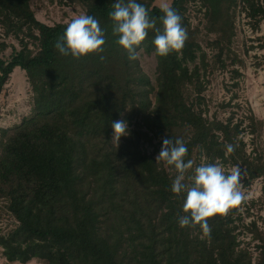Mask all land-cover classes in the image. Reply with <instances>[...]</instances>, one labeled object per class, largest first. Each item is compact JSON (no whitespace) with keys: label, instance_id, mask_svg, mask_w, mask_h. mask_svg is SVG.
I'll return each instance as SVG.
<instances>
[{"label":"trees","instance_id":"trees-1","mask_svg":"<svg viewBox=\"0 0 264 264\" xmlns=\"http://www.w3.org/2000/svg\"><path fill=\"white\" fill-rule=\"evenodd\" d=\"M59 1L79 2L85 15L99 21L106 38L103 53L80 60L63 56L54 45L67 24L38 21L31 0H0V27L22 43L9 60L0 57V91L21 68L34 92L32 115L15 127L0 154V197L19 222L0 236L5 257L23 264L35 258L46 264H254L252 252L239 248L231 226L236 206L224 217L209 219L211 234L204 239L199 228L179 226L186 194L171 191L174 168L157 164L145 145L160 139L162 148L163 138H180L188 149L185 162L193 160L194 168L204 158V163L240 168L247 185L264 178V152L247 154L239 138L244 120L205 115L210 65L199 27L189 16L190 5L200 3L207 31L216 34L209 46L225 68L238 8L258 28L264 20L262 1L173 0L170 7L187 29L184 47L167 57L155 55L153 29L137 49L156 56V86L143 72L139 55L130 60L115 43L109 13L116 0ZM137 2L162 29L164 13L156 0ZM25 37L36 40V53ZM8 47L0 43V55ZM259 47L264 50V38ZM227 58L243 64L237 55ZM119 120L127 122L128 134L117 147L111 124ZM249 122L258 136L264 123L254 114ZM229 144L234 151L226 156ZM257 233L262 243L255 264H264V235Z\"/></svg>","mask_w":264,"mask_h":264},{"label":"rangeland","instance_id":"rangeland-1","mask_svg":"<svg viewBox=\"0 0 264 264\" xmlns=\"http://www.w3.org/2000/svg\"><path fill=\"white\" fill-rule=\"evenodd\" d=\"M261 1L264 5V0ZM172 3L173 0H156L155 5L161 8L163 4L171 6ZM200 8V3L191 4L189 16L192 26L199 27V39L203 50L207 52L210 65L203 93L202 108L210 119L226 120L234 116L235 123L244 120L241 127L244 128L243 133L239 138H243L247 154L255 156L257 153L264 152V126L261 127L258 136L253 134L249 127V116L252 114L264 123V50L259 47L264 38V20L260 22L258 28H255L245 13L238 8L235 35L225 57L227 66L223 68L217 63L216 52L209 46V42L214 39L216 34L214 32L209 34L207 31L206 19L203 11L199 12ZM31 9L38 21L49 26L68 24L73 18L85 15V8L79 2L31 0ZM35 34L38 35V32L35 31ZM25 39V42H28V48L36 53L38 49L36 40L29 37H25ZM3 42L9 46L0 55L3 59L9 60L12 53L22 49L20 40L13 35L6 36L3 28L0 27V43ZM227 55L232 57L237 55L243 60V64L232 63ZM139 60L143 72L156 86V56L140 51ZM235 69L238 70V74L233 72ZM151 99H155L154 95H151ZM33 105L34 92L26 72L21 68H16L0 91V154L4 142L10 134L14 133L15 127L20 126L26 118L32 115ZM135 122L136 120L133 121L131 128H134ZM159 142L160 139H155L151 144L145 145L148 154L155 158L161 150ZM196 155L199 156L198 153ZM204 160L201 158L200 162H204ZM221 166L226 174L233 168H238L224 164ZM247 178L245 174H242L240 190L245 194L246 199L236 205L237 212L233 215L234 222L231 226L236 227L234 233L240 244L239 248L250 250L255 264L259 257L258 246L262 243L257 231L264 235V178H257L248 185L245 182ZM18 226L19 222L8 209V201L4 197H0V236L9 234ZM3 252L4 249L0 246V264H23L9 261ZM26 264L46 263L35 258Z\"/></svg>","mask_w":264,"mask_h":264},{"label":"clouds","instance_id":"clouds-1","mask_svg":"<svg viewBox=\"0 0 264 264\" xmlns=\"http://www.w3.org/2000/svg\"><path fill=\"white\" fill-rule=\"evenodd\" d=\"M109 18L113 22L112 35L117 37L115 43L128 53L130 60L138 59L137 49L148 36L149 30H155L153 40L155 55L167 57L173 52H179L188 38L187 29L182 24L181 15L168 4H163L164 13L159 18L162 29L157 28V20L150 17L148 9L137 0H116ZM106 43L105 31L99 21L90 15H79L66 26L64 33L55 42V48L63 56H71L75 60L91 54L104 52ZM101 61L105 59L100 55ZM114 130L112 144L119 147L121 137L128 134V124L119 120L112 122ZM234 151L233 145H226V153ZM188 149L185 142L177 138H163V145L156 156V163L174 168L175 178L171 191L177 195L185 193L182 205L184 215L179 216L181 228H191L203 233L201 239L210 236L209 219L215 216L224 217L229 210L246 199L240 190L242 173L239 168H233L226 174L219 163H204L194 168V161L185 162ZM191 176L186 174L193 170ZM186 179L190 183H186Z\"/></svg>","mask_w":264,"mask_h":264}]
</instances>
